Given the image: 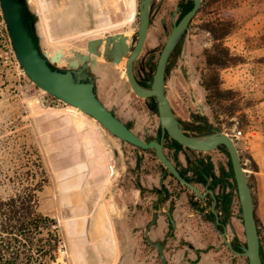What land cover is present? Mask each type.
Returning a JSON list of instances; mask_svg holds the SVG:
<instances>
[{"label": "rangeland", "instance_id": "1", "mask_svg": "<svg viewBox=\"0 0 264 264\" xmlns=\"http://www.w3.org/2000/svg\"><path fill=\"white\" fill-rule=\"evenodd\" d=\"M67 1L31 0L29 4L31 12L38 13L37 36L44 50L53 52L62 48L66 54L68 46L83 45L82 41H76L80 36L76 35L73 39L68 37L71 29L81 30L78 19H81L82 12L77 8L74 10L77 23L74 21V25H71ZM134 7V0H123L125 18L114 23H104L102 30L112 26L130 33L135 31L138 19L131 21L136 15ZM217 24L229 29L228 34L220 39H216L211 31V27ZM164 40L165 35L156 19L141 57L146 58L152 50L158 53ZM219 44L227 47L234 57L223 67L208 61V56L216 52ZM175 61L178 68L187 71L186 76L193 82L191 88L197 92L209 118L233 138L239 150L255 202L261 203L256 216L264 249V206L258 196V186L262 179L257 173L256 160L258 151L264 149V0H203ZM123 63L119 64L122 68ZM216 73L219 75L220 95L215 87L218 83ZM34 98H39L41 108L30 101ZM72 107L39 88L23 72L11 47L0 11V198L8 197L27 185H34L44 175L47 182L39 192L40 208L51 215V198L56 189L55 184L51 186V163L45 149V143L49 142L48 136L45 138L40 132L56 128L55 120L68 119L71 124H78L76 111ZM79 117L86 123L87 129L90 125L95 126V119L83 111ZM105 134L107 140L101 135L100 140L110 151V136ZM105 148L101 145L99 151L104 152ZM79 168L83 170L82 177L85 172L92 171L93 175L96 170L95 167L83 165ZM103 174L99 175V182L97 175L92 176L99 188L105 183ZM239 212L237 202L235 213ZM234 222L239 238L245 241L242 219L236 217ZM57 226L62 244L56 264H70L71 251L64 244ZM83 248L84 252L95 259L91 246ZM108 264H113V261Z\"/></svg>", "mask_w": 264, "mask_h": 264}, {"label": "flooded vegetation", "instance_id": "2", "mask_svg": "<svg viewBox=\"0 0 264 264\" xmlns=\"http://www.w3.org/2000/svg\"><path fill=\"white\" fill-rule=\"evenodd\" d=\"M67 2L71 25H74L73 22L77 20L74 10L77 8L82 12L81 19H78L81 30L71 29L72 32L68 34V37L73 39L78 35L80 37L76 41L83 42L81 47L68 46L67 51L73 49L88 52L89 40L105 38L120 32H126L132 47L135 45L138 38L140 0H134L136 15L131 21L138 19V23L132 33L112 26L102 30L104 23H114L125 18L122 10L123 0H68ZM193 6L194 0H151L147 36L140 54L133 62V73L140 85L151 87L157 61L169 33ZM200 8L189 21L185 32L170 54L164 76V92L171 110L178 126L188 136H201L220 129L209 118L197 92L191 88L193 82L186 76L187 71L178 68V63L175 61ZM37 14L31 12L29 7L26 20L30 25L33 20L37 22ZM156 19L160 22L165 40L158 53L157 50H152L146 58H143L141 55ZM37 26L35 24L36 33ZM73 54L70 56L73 57ZM80 67L95 79L96 92L103 104L139 139L148 144L141 146L106 130L110 136V151L105 148L103 154L102 151L100 153L102 159L113 160L111 190L107 194L109 202L112 201L115 206L111 215L116 219H129L130 222L126 223L128 228L133 234L140 230L139 234L146 245L145 249H148L147 254L158 258L160 264H167L165 246L174 236L173 230L176 227L173 209L176 201L183 198L192 210L191 218L193 216L199 222H208L219 231L224 244L229 247L226 236L223 235L224 230L227 229V236L231 239L233 247L237 240L240 242L237 243L240 247L238 251H241L244 241L239 238L238 233L235 235L231 229V224L235 227V218L240 217L239 213H235V204L239 202V199L232 163L226 147L218 145L213 149L202 150L178 142L162 124L157 97L137 95L130 85L125 69L119 64L97 56L94 65L91 61H86L80 63ZM94 125L101 137L107 140L103 126L98 120L95 119ZM159 153L171 162L185 181L204 194V197H201L190 185L173 173L160 158ZM103 168L100 174H103ZM90 183L88 181L86 185V194L89 197V208L94 207L95 211L101 199L99 197L98 202H95L99 190L96 186L93 193L90 190ZM121 223L119 222L118 225L121 226ZM162 224L166 227L163 234L151 233L153 229L161 228ZM148 225L150 228L147 231ZM156 242H160L163 246L165 263L162 261Z\"/></svg>", "mask_w": 264, "mask_h": 264}, {"label": "water", "instance_id": "3", "mask_svg": "<svg viewBox=\"0 0 264 264\" xmlns=\"http://www.w3.org/2000/svg\"><path fill=\"white\" fill-rule=\"evenodd\" d=\"M30 3L31 0H0V11L8 38L23 72L39 88L69 105L78 107L84 113L98 120L105 132L109 130L124 140L141 146H147L148 144H145L139 139L103 104L96 92L95 79L80 67V63L86 61H91L92 65H94L97 56L117 64L124 62L123 68L125 69V74L129 79L133 91L142 97L151 95L157 97L162 124L178 142L202 150L213 149L218 145H224L226 147L232 163L240 204L239 216L242 219L245 235L242 250L238 251L233 247L231 239L227 236V229L224 230L223 235L226 236L227 245L233 253L246 256L248 264H264L254 195L247 171L242 163L239 150L233 138L221 129L201 136L186 135L178 126V122L164 92L165 68L169 56L185 32L189 21L200 8L202 0H194L193 8L183 16L179 23L174 25L169 33L158 58L150 88L144 87L137 82L133 73V62L140 54L147 36L151 0H140L139 23L137 26L138 38L133 47L129 42V36L120 32L105 38L89 40L88 52L70 49L66 51V54L62 51V48L50 52L41 47L35 28V24L39 25L38 22L33 20L30 25L26 20ZM71 52L74 53L73 57L70 56L72 54ZM63 58H65L63 60L64 62L60 63ZM64 65L67 67H61ZM36 99L38 98L30 99V101H35ZM159 156L173 173L183 182L190 185L201 197H204V194H201L196 187L189 184L178 174L174 166L163 154L159 153ZM149 228L150 225H148L147 231ZM231 229L236 235L237 232L232 224ZM155 244L159 248L163 263H165L162 244L160 242H156Z\"/></svg>", "mask_w": 264, "mask_h": 264}, {"label": "crops", "instance_id": "4", "mask_svg": "<svg viewBox=\"0 0 264 264\" xmlns=\"http://www.w3.org/2000/svg\"><path fill=\"white\" fill-rule=\"evenodd\" d=\"M55 122L56 128L51 127L50 130L40 132V135L45 138L48 136L49 142L45 143V149L51 163V186L55 184L56 189L51 198L50 216L58 221L64 244L71 251L70 264H108L111 261L113 264H160L158 258L147 254L148 249H145L140 230L133 234L128 228L126 223L130 222L129 219H116L108 212L103 225L97 221L102 204L108 207L107 194L111 190V179L102 189H98L97 195L101 199L98 209L94 211V207L89 208V197L86 194L88 181L94 193L98 185L92 176L99 174L105 163L110 166L113 164L109 158L102 159L103 152L99 150L101 145L104 148L105 145L100 140L98 129L91 125L87 129L86 123L73 125L68 119ZM89 146L93 148L89 149ZM256 160L257 173L262 179V184L259 182L258 186V196L264 206V149L258 151ZM81 165L95 167L96 170L93 175L92 171H87L82 177ZM97 178L99 182L100 177ZM69 185L74 188H69ZM260 205V202H255L257 213ZM191 215L192 210L185 200H177L173 209L176 220L174 236L165 246L167 264H248L245 256L234 254L224 244L219 231L208 222H199L193 216L191 218ZM119 222H122L121 226ZM165 230L162 224L161 228L153 229L151 233L163 234ZM86 246L92 247L95 259L84 252L83 247Z\"/></svg>", "mask_w": 264, "mask_h": 264}, {"label": "trees", "instance_id": "5", "mask_svg": "<svg viewBox=\"0 0 264 264\" xmlns=\"http://www.w3.org/2000/svg\"><path fill=\"white\" fill-rule=\"evenodd\" d=\"M211 31L216 39H220L228 34L229 29L217 24L211 27ZM232 59L234 57L222 44L208 56L209 63L219 67ZM215 77L218 81L215 87L220 95L218 73ZM46 182L47 177L43 175L34 185H27L8 197L0 198V264L57 263L62 244L57 221L40 208L39 192ZM237 243L240 242L236 240L234 247L240 250ZM261 253L264 263L262 242Z\"/></svg>", "mask_w": 264, "mask_h": 264}, {"label": "bare ground", "instance_id": "6", "mask_svg": "<svg viewBox=\"0 0 264 264\" xmlns=\"http://www.w3.org/2000/svg\"><path fill=\"white\" fill-rule=\"evenodd\" d=\"M103 3V2H102ZM91 10V9H90ZM103 12V11H102ZM31 102H35L36 103V106L41 108L40 107V101H39V98L36 99L35 101H31ZM76 112H75V118H76V122L78 123V125H83L84 121L79 117V114L82 112L80 109H78V107H72ZM104 170V174H103V179L105 180V183L107 181H110L111 179V174H112V167L108 164V163H105V166L103 168ZM101 175L100 173L97 174V176ZM105 183L103 184V186L105 185ZM79 185V184H78ZM69 188H74V186H70L69 185ZM98 188H99V185H98ZM104 204H102V207L100 208V214H99V218H97L96 220L99 221L100 223H104V218L108 216V212H112L114 210V204L113 202H109L108 204V207H104L103 206ZM106 210V211H105ZM114 212V211H113ZM112 212V213H113ZM108 219V218H107Z\"/></svg>", "mask_w": 264, "mask_h": 264}]
</instances>
